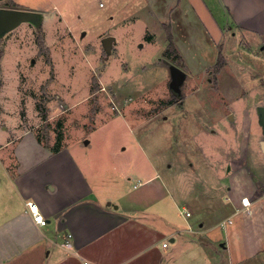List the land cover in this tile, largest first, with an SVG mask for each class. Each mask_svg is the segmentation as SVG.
<instances>
[{
  "label": "rangeland",
  "instance_id": "rangeland-1",
  "mask_svg": "<svg viewBox=\"0 0 264 264\" xmlns=\"http://www.w3.org/2000/svg\"><path fill=\"white\" fill-rule=\"evenodd\" d=\"M37 1L0 0V9L37 11L33 9ZM70 1L63 19L46 18L41 27L22 22L0 36V128L18 124L25 112L21 125L40 124L48 142L56 137L57 143L59 134H64L75 157L98 163L99 158L116 155L119 146H133L121 151L120 158L136 160L139 149L134 143L141 141L150 153H161L156 161L167 179L165 187L179 189L183 202H196L198 209L210 198L217 200L218 179L234 180V170H227L242 165L245 155L250 170L257 175L264 172V126L258 112L264 105V34L225 22L224 35L216 44L207 16L202 10L195 15L192 9L182 22L191 28L185 61L174 44L171 25L158 21V0H92L88 12L79 0ZM257 2V16L264 17V0ZM183 5L186 0L180 1L179 7ZM116 7L123 9L121 18L128 9L132 13L119 20ZM211 7L219 20L218 8ZM79 13L83 15L78 17ZM258 21L264 24L261 18ZM180 32L177 28L178 37ZM108 35L118 37L110 54L103 47ZM151 39L152 46L147 44ZM181 39L179 43L187 46ZM170 64L186 73L178 93L170 86ZM37 109L49 119L42 121ZM86 134L85 142H90L84 145ZM240 148L245 155L239 154ZM206 150L211 154L205 155ZM205 157L217 158L223 174L198 164L193 167ZM130 183L125 188H132ZM221 192L224 205L227 190ZM189 208L193 217L202 215L195 206ZM223 216L219 212L215 217ZM213 234L218 235L217 230Z\"/></svg>",
  "mask_w": 264,
  "mask_h": 264
},
{
  "label": "crops",
  "instance_id": "crops-1",
  "mask_svg": "<svg viewBox=\"0 0 264 264\" xmlns=\"http://www.w3.org/2000/svg\"><path fill=\"white\" fill-rule=\"evenodd\" d=\"M79 1L88 12L92 0ZM180 1L158 0L155 4L158 21L171 25L174 44L185 61L191 28H184L182 22L192 9L195 15L203 11L207 16L217 35L214 39L207 26L216 44L224 35L225 22L238 30L264 34V24L258 21L264 17L257 16L256 0H196L199 5L186 0L187 5L181 8ZM67 3L71 5L72 1L39 0L33 9L44 14V21L49 17L63 19ZM212 5L218 8L221 22ZM115 12L119 20L132 13L128 9L121 18L123 9L116 7ZM180 37L187 46L179 43ZM147 44L152 46L154 41ZM38 111L42 121L49 119ZM20 115L23 120L26 113ZM21 121L0 128V264H264V172L257 175L245 165L248 155L241 148L243 164L227 170H234V180L225 183L218 179L221 188L213 189L217 200L210 198L209 204L198 209L196 202H183L179 189L165 187L167 179L159 173L156 161L161 153H150L141 141L134 143L139 149H134L138 155L134 161L120 158L121 151L134 147L119 146L111 158L89 162L71 153L69 140H62L58 148L56 137L50 142L42 137L40 124L29 128ZM87 136L82 138L84 145L90 142H85ZM209 154L206 150L205 155ZM218 162L217 158L205 157L192 165L222 175ZM170 166L173 170L176 167ZM128 181L130 186L133 182L132 188H125ZM221 189L227 190L224 205ZM28 201L36 202L46 224L34 220ZM193 205L202 213L198 219L189 208ZM219 212L225 216L215 217ZM216 230L218 235L213 234ZM208 234V238L203 237ZM207 239L209 245L204 241ZM218 246L222 248L218 250Z\"/></svg>",
  "mask_w": 264,
  "mask_h": 264
},
{
  "label": "water",
  "instance_id": "water-1",
  "mask_svg": "<svg viewBox=\"0 0 264 264\" xmlns=\"http://www.w3.org/2000/svg\"><path fill=\"white\" fill-rule=\"evenodd\" d=\"M22 22L33 23L38 27H41L44 22V14L40 11L17 9L12 7H4L0 9V36L10 32ZM116 41V37L108 35L103 38V47L107 53L112 52L113 43ZM34 62V60H33ZM172 79L170 86L177 93L181 91V85L186 79L185 71L177 65L172 64L170 67ZM258 112L260 114V121L264 126V105L258 106ZM233 117V114L230 116ZM88 142V140L86 141Z\"/></svg>",
  "mask_w": 264,
  "mask_h": 264
},
{
  "label": "built area",
  "instance_id": "built-area-1",
  "mask_svg": "<svg viewBox=\"0 0 264 264\" xmlns=\"http://www.w3.org/2000/svg\"><path fill=\"white\" fill-rule=\"evenodd\" d=\"M27 205H28L30 211L33 214L34 220L37 223H39L41 225H44V224L47 223L46 217L43 215V213L40 212V210H39L38 205L36 204V202H34V201H28Z\"/></svg>",
  "mask_w": 264,
  "mask_h": 264
},
{
  "label": "trees",
  "instance_id": "trees-1",
  "mask_svg": "<svg viewBox=\"0 0 264 264\" xmlns=\"http://www.w3.org/2000/svg\"><path fill=\"white\" fill-rule=\"evenodd\" d=\"M169 38H170V44H171V46H172V48L174 47V44H173V39H172V35H171V33H169ZM167 53H169V52H167ZM59 138H58V141H57V146H58V148L61 146V143H62V140H63V134H59V136H58Z\"/></svg>",
  "mask_w": 264,
  "mask_h": 264
}]
</instances>
